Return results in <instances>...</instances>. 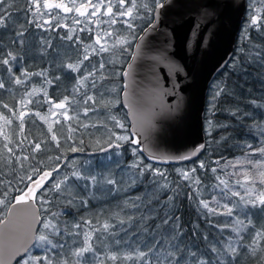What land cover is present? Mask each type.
<instances>
[{
	"label": "snow or ice",
	"instance_id": "snow-or-ice-1",
	"mask_svg": "<svg viewBox=\"0 0 264 264\" xmlns=\"http://www.w3.org/2000/svg\"><path fill=\"white\" fill-rule=\"evenodd\" d=\"M9 6V0H0V30H8L10 24L14 23L12 14L7 10ZM170 7V0H25V7L19 10L25 23L41 32L57 33L59 39L67 45L65 47L62 44L60 48L63 51L58 50L50 38L41 36L38 38L39 55H51L53 67L66 70L65 74L70 75L74 83L70 89H66L69 94L58 98L57 102L49 95L48 88L59 86L61 76L50 75L48 68L30 72L22 64L24 55L6 47L0 39V48L3 49L0 51V90H9V84L25 87L15 110L2 101L0 106L8 109L11 117L19 121L21 134L27 118L39 117L47 124L50 134L47 139L53 142L57 149L61 146V138L57 136L54 127L60 125L61 121L67 128V140H74V133L79 128H107L104 121L98 120L93 124L81 122V112L88 117L89 113L95 114L105 109L108 112L106 119L112 122L113 128L125 129L126 125L111 114V109L117 104L130 105L129 97L136 85L135 76L138 69L150 62L167 59L162 55H151L154 45L149 35L155 30L160 15H166V9ZM248 8V22L241 38L251 46L248 62H252L254 58L260 68L264 69V48L253 42L250 31L254 30L258 34L257 39H264V0H252ZM138 21L147 23L141 27ZM117 24L123 29L122 34L116 29ZM61 30L63 34H60ZM27 32L28 28L23 25H20L19 30L13 28L10 44L24 48ZM81 33L88 35L82 38ZM113 38L115 41L110 44ZM85 40L89 42L86 43ZM117 46L120 49L119 56L115 53ZM239 51L244 53L245 49L242 47ZM125 53L128 54L126 57ZM65 56L67 59H64ZM57 60L61 62L57 64ZM117 63L123 65L122 69L114 67ZM110 66L113 67L111 72ZM233 67L239 68L244 75H251L246 67L238 64L236 60L233 61ZM34 76L42 78L41 84L27 88L26 82L30 83ZM112 79L122 82L118 87L105 88L106 82ZM258 79L261 95L248 101L250 110L241 112L237 108L229 114L237 119L242 129L249 130L248 134L255 132L252 138L258 140L260 146L254 148L252 144L245 142L237 145L249 149L243 158H237L235 162L227 161L224 165H221L219 160L214 161L217 167L208 170L214 174L216 183L205 185L202 178L196 175L197 168L206 169L204 161H200L197 167L176 170L180 179L186 182L184 185H173L167 178L166 170L143 162L145 157L140 153L146 152L147 148L144 143L146 137L141 136V132L154 127L151 112L140 115L139 122L132 125L131 135H120L109 129L112 134L105 141L107 147L99 148V151L105 153L110 149L115 150L112 155L118 158L122 155L119 150L123 144L134 145L131 152L136 159L131 163L124 166L120 164L119 159L112 161L121 171L125 167L128 169L126 179L121 177L118 180L115 174L96 172L97 168L108 167L104 160L96 164L91 161L81 164L73 160L72 170L62 178H53V173L59 172L62 167L59 163L52 169L32 168L30 175L21 178L22 181H28L25 189H13L0 180V188L6 189L0 191V206L7 209V215L0 219V264H8L6 256L11 258L21 250L26 254L29 246L40 248L43 255L29 256L24 259L23 264H244L249 258L252 264H264V224L257 227L254 220L255 218L264 221V171L252 175L244 167L246 163L252 164L248 157L255 153L264 158V74H260ZM108 92L116 93L117 98H106ZM249 92L251 93V90ZM40 93L43 94V99H34ZM222 95L231 93L223 84H214L208 108L210 114L215 115L217 102ZM32 104L39 107L47 105L48 114L32 112L28 109V105ZM70 111L72 115H69ZM0 119H3L5 124L12 123L10 117L0 115ZM248 120L251 124L245 122ZM72 122H77L78 127H74ZM207 126L209 135L214 128L230 127L228 124H216L211 119L207 120ZM228 138L222 136L220 139L226 141ZM5 139L8 140L9 137L5 136ZM45 142L47 141H29L32 145V159H35V153L42 150L41 144ZM23 143L21 140L17 146ZM79 143L83 144V141ZM5 148L11 154L9 160L12 156H15L18 162L21 160L7 144ZM205 148L206 145L202 143L188 155L167 157L153 154L146 158L162 163H170L173 160L187 161L198 156ZM70 151L76 153L84 149L73 146ZM23 159L28 160L29 157L24 156ZM49 159L60 161L62 157ZM37 163L42 165L44 162ZM237 165H240L239 171L225 173L242 177L235 179L231 184L217 174L218 168H235ZM81 168L84 170L81 171ZM86 172L88 174H85ZM146 175L150 180L145 187L147 189L150 185L151 191L146 190L141 195L129 197L123 202L124 207L139 212L138 216L122 215L124 209L120 208L101 220L100 216L104 211L102 209L96 214L94 223L93 218L75 216L71 211L77 205L85 208L88 205V199L77 198L72 194V181L77 182L88 196H92V189L112 193L135 188L143 184ZM48 183H51V188L46 187ZM125 185L126 187H122ZM237 187L243 189V194L236 190ZM49 192L65 196L63 211L53 212L47 207L51 203L45 198ZM163 192L168 195L167 199L161 200L159 194ZM181 195L195 208L198 219L203 220L209 229L217 230L215 233L201 231L199 223L193 224L190 234L182 227L181 217L177 215L180 211L177 201ZM57 199L60 197L57 196ZM18 207L31 211L26 216L23 233L16 236L14 209ZM41 209L45 212L43 216ZM64 214L72 219L62 220L61 216ZM217 217L227 219L216 223L213 218ZM133 226L137 228L136 232L131 231ZM225 232L228 234L225 235ZM11 239L17 241L14 249L9 246Z\"/></svg>",
	"mask_w": 264,
	"mask_h": 264
},
{
	"label": "trees",
	"instance_id": "trees-1",
	"mask_svg": "<svg viewBox=\"0 0 264 264\" xmlns=\"http://www.w3.org/2000/svg\"><path fill=\"white\" fill-rule=\"evenodd\" d=\"M147 2V0H145ZM9 8L7 9L12 14V20L14 21L13 24H10L8 30H0V39L3 40V43L6 47L10 48L12 51L24 55V59L22 64L24 67H27L30 72H36L43 68L49 69L50 75H60L61 81L59 86H51L48 88L49 95L56 101L58 98H62L64 95H68L69 92L66 89H70L74 80L70 78V75H66V70H61L56 67H53L52 61L53 57L51 55L41 56L39 55V47H38V38L43 36L45 39H51L53 45L58 49L63 51L60 46L63 44L65 47L67 45L64 41L59 39V36L55 32H41L40 30L31 27L25 23V19L22 16V13L19 11L25 7V0H9ZM243 21H248V18L242 19L240 24L239 32L237 39L235 41V47L233 54L226 64V66L216 74L210 82L209 87L207 88L206 95H205V103H204V113H203V133L205 139L206 148L201 152V154L191 162L181 164L186 165L188 169L192 167H197L200 161H204L206 164V169L201 170L197 168L196 175L202 178V181L205 185L216 183L215 176L211 173L208 169L212 167H217L215 163L216 160L220 161L221 165H224L227 161L235 162L237 158H243L246 153L249 152L247 148H240L237 147L239 144H243L245 142L250 143L253 147H259L260 144L258 140L253 139L252 135H250L249 130L247 128L242 129L240 124L238 123L237 119L232 117L229 113L232 110L237 108L240 109L241 112H247L250 110L251 106L248 104V101L257 98L261 95V84L259 82L258 76L260 74H264V69L260 68L259 63L255 61L253 58L252 62H248L249 56L248 53L250 51V45L248 42L242 40V34L245 28V25H242ZM141 27L145 26L147 21H138ZM20 25H23L25 28H28V32L25 34V47L21 48L18 46H13L10 44L12 37V29L16 28L19 30ZM251 35L253 37V42L258 43L264 48V39H257V33L254 30H250ZM63 34V30L61 33ZM244 48L245 52L241 53L239 51L240 48ZM0 51H3L0 48ZM25 53H27L25 55ZM116 55H119V51L115 50ZM128 54L125 53L124 56L126 57ZM264 55V52H262ZM64 59H67L65 56ZM236 60L238 64L241 66L246 67L247 72L251 73V75H244L239 71V68L233 67V61ZM61 61L57 60L56 63L59 64ZM87 63V62H85ZM19 66H17L18 68ZM116 69H122L123 65L117 67L115 64L114 66ZM113 67H109V71H112ZM17 74L19 72L17 71ZM119 85L121 83L118 79H113ZM42 78L41 77H32L30 83L26 82V87L30 88L32 85L39 86L41 84ZM114 82L108 83L112 84ZM221 83L226 86L227 91L231 93V95H222L217 102L216 112L215 115L209 113V101L211 99V95L213 93V85ZM116 84V83H114ZM116 84V85H117ZM107 86V85H105ZM118 87V86H117ZM9 90H0V101L3 103H7L11 108L14 110L17 108V101L19 100L20 96L22 95L25 87L16 86V85H8ZM251 90V93L249 92ZM43 99V94L40 93L38 97L34 99ZM46 106H36L35 104L28 105V109L32 112L35 111H42ZM91 116L89 117L88 124L96 123L99 121H104L107 124V128L105 127H88L85 130V133L82 134L81 128H79L80 138L83 141V144H80V141H76L75 147H82L84 151L73 153L70 151L68 145L63 144L61 142V146L59 149L55 148L54 143L48 140L47 138L50 134L47 131V126L39 121L35 116H30L25 120L24 123V131L21 134L19 128V121L16 120L14 117H11V113L8 109H4L0 106V115L5 117H10L12 119L11 124H5L3 119H0V180H3L5 184L9 185L11 188H19L25 189V185L28 182L26 179L21 180L22 177H26L27 175L31 174V169L34 167H40L43 169H51L53 166L55 167L58 163L62 165L60 170H64L65 174L69 173L72 168H69L67 162L71 158H76V161L83 164L86 161H91L93 164L104 160V163L108 165L107 168L100 169L97 168L95 171L100 172L103 171L106 175L115 174L116 178L119 180L121 177L127 178L128 169L125 167L123 171L117 168L116 164L112 161L119 159L120 164L126 166L127 164L131 163L136 158L132 155L130 144H123V147L119 150L122 155L118 158L113 156L112 153L113 149H110L108 153L99 151L100 147H107L105 141H107L108 137L111 135L109 129L112 128V122L106 119L108 112L105 109L99 110L97 113H89ZM111 114L115 116H119L125 121L124 113L119 104L115 105L111 109ZM92 117V118H91ZM91 118V120H90ZM213 120L216 124H228L230 125L227 129H219L214 128L211 132V135L208 134L206 131L207 129V120ZM83 122V121H81ZM126 122V121H125ZM247 124H251V121H245ZM84 123V122H83ZM78 126V125H77ZM99 131L100 139H96L93 135V130L96 129ZM54 131L56 129L54 128ZM5 136H8L9 139L6 140ZM58 136V135H57ZM222 136H228L229 138L224 141L220 138ZM27 137V139H25ZM93 139V140H91ZM23 140L24 143L21 146H17L20 144V141ZM29 141L41 142L47 141L41 144L42 150L35 153V159H32V152L31 147L32 145L29 144ZM97 141L100 143L98 144ZM219 141V143H217ZM5 144H7L8 148H12L15 152L16 156H20L21 160L18 162L15 159V156L9 160L11 154L5 148ZM134 146V145H131ZM28 156V160H24L23 157ZM61 156L62 159L57 161L55 159L50 160L49 157H56ZM105 157H109V159H105ZM252 161V164H245L244 167L248 169L250 174L256 175L259 171H264V167L260 165H264V158L261 157L259 153H255L248 157ZM43 161L42 165H39L37 162ZM146 164V160H143ZM21 163L23 167H21ZM151 163V162H148ZM153 164V167L159 168L161 170H166L167 178L169 181L173 183V185L181 184L184 185L186 182L182 181L178 175L172 168L175 165L170 164ZM180 165V164H178ZM253 165H258L257 167H253ZM159 166V167H158ZM240 169V165H237L235 168L229 166L227 168H218L217 174L223 176L224 179H227L231 184L235 179H242L239 176H229L225 175V173H232L237 172ZM84 169L81 168V171ZM57 174V172L53 173V176ZM64 174V175H65ZM85 174H88L87 172ZM63 175V176H64ZM150 180L149 176H145L143 178V184L138 185L135 188H129L127 191L121 190L119 192H112L107 193L104 191H99L96 189H92L93 195L88 196V194L78 186V183L72 181L74 185L72 189V194L77 198L83 197L88 199L87 207H82L77 205L76 208L71 209V211L75 214V216H83L85 218H93V222L95 223L96 214L101 212L103 209L104 211L101 213L100 219L103 220L106 218L112 211H119L120 208H123L122 215H140L139 212H136L134 209H129L124 207L123 202L128 199L129 197H136L141 195L146 190L151 191V186L149 185L146 189L145 185H148ZM83 183V182H79ZM122 187H126L122 186ZM6 190L5 188H0V191ZM236 190L240 191L243 194V189L236 188ZM13 195L15 193H12ZM167 192H163L159 194L161 200L167 199ZM57 196L60 199H57ZM51 203L47 206L50 208L51 211H63L65 196L55 192H49L46 196ZM180 211L177 213L181 217L180 223L182 227L190 234L193 224L199 223L201 231H209L215 233L217 230L209 229L208 226L203 222V220L198 219L197 212L193 206L190 205V202L187 201L183 195H181L180 199L177 201ZM1 212V209H0ZM42 216L45 215L44 209L42 210ZM1 218V215H0ZM61 219L64 221H70L72 217L67 214L61 216ZM214 222L221 223L219 217L213 218ZM115 223V221H112ZM132 232H136L137 228L133 226L131 228ZM123 235V233H121ZM203 246V245H202ZM131 264V262H129ZM244 264H252L251 259L244 261Z\"/></svg>",
	"mask_w": 264,
	"mask_h": 264
},
{
	"label": "water",
	"instance_id": "water-1",
	"mask_svg": "<svg viewBox=\"0 0 264 264\" xmlns=\"http://www.w3.org/2000/svg\"><path fill=\"white\" fill-rule=\"evenodd\" d=\"M170 4L167 14L160 15L155 30L149 35L154 45L151 55H162L167 59L150 62L138 69L136 85L129 97L130 105H119L129 135L142 113L152 114L154 127L141 132V136L146 137L147 151L140 153L144 160L178 165L195 160L201 153L191 160L170 163L151 161L146 157L153 154L188 155L198 145L205 144L202 118L206 91L233 54L244 17L245 0H170ZM30 211L24 207L14 209L17 227L14 235L23 233ZM6 215L5 208L0 219ZM16 244L15 239L9 240L11 248L14 249ZM24 255L21 250L6 259L8 264H16Z\"/></svg>",
	"mask_w": 264,
	"mask_h": 264
},
{
	"label": "rangeland",
	"instance_id": "rangeland-1",
	"mask_svg": "<svg viewBox=\"0 0 264 264\" xmlns=\"http://www.w3.org/2000/svg\"><path fill=\"white\" fill-rule=\"evenodd\" d=\"M251 2H252V0H245V12H244V18H248V11H249V8H248V5H250L251 4ZM62 15H63V13H62ZM248 21H243V23H242V25H244V24H246ZM116 29L117 30H119L120 32H121V34L123 33V29L121 28V26L119 25V24H117L116 26ZM88 34L87 33H81V37L82 38H84L85 36H87ZM114 41H115V38H113V40L112 41H110V44L111 43H114ZM85 42L86 43H88L89 41H87V40H85ZM115 50H118L119 52H120V49H119V46H117V48L115 49ZM117 56H119V55H117ZM117 65V67H119L120 65H122V64H120V63H117L116 64ZM111 72V71H110ZM111 82H114V83H116L117 84V82L115 81V80H110V81H108V82H106V84L105 85H107V86H105V88H107V89H111V88H113L114 86H118V84L116 85V84H114V83H112V84H108V83H111ZM107 97H111V98H113V99H115V98H117L116 97V93H112V92H108V93H106V98ZM58 102V101H57ZM46 107L44 108V110H42L40 113H41V115H47L48 114V106L47 105H45ZM81 107H83V105H81ZM59 114V113H58ZM69 115H72V112L70 111L69 112ZM115 115V114H114ZM91 115L89 114L88 115V117H85L83 114H82V112L80 113V121H83L84 123H88V119H89V117H90ZM125 125H126V128L125 129H116V128H113V126H112V128L114 129V131L117 133V134H120V135H129L128 134V128H127V124H126V122L125 121H123L122 120V118H120L119 116H117ZM39 121H41L42 123H44L46 126H47V124L44 122V121H42V120H40L39 119V117H36ZM92 118V117H91ZM91 118H90V120H91ZM50 119H52V117H50ZM109 122V121H108ZM73 123V125H74V127H78L77 125V122H72ZM112 124V123H111ZM113 125V124H112ZM55 129H56V133H57V135H58V137L59 138H61V142L63 141V144H66V145H68L69 147H73V146H77L76 145V141H82L81 140V138H80V134H79V130L80 129H78V131L77 132H75L74 133V140H67L65 137H66V135H67V128H66V126L64 125V122L63 121H61V124L60 125H56L55 127H54ZM81 130H82V134L83 133H85V128H81ZM112 134V133H111ZM93 135H94V137L96 138V139H100L98 136H100V133H99V131L97 130V128L96 129H94L93 130ZM91 140H93V139H91ZM130 147L132 148V147H134V146H131L130 145ZM73 160H76V158H71L68 162H67V165L66 166H68L69 168H72V161ZM146 164H148V162H146ZM56 167V166H55ZM54 166H53V168H55ZM159 167V166H158ZM160 168V167H159ZM52 169V168H51ZM176 173H177V169H184V170H187L188 169V167L186 166V165H175V166H173V168H172ZM65 174V171L64 170H60L59 172H57V174H55L54 176H53V178H62L63 177V175ZM35 178V177H34ZM51 183H48V184H46V187H48V188H51ZM48 194V193H47ZM46 194V195H47ZM0 209H1V212H0V215H1V217L3 216V214H4V211H5V208L3 207V206H0ZM42 210L43 209H41L40 210V212H42ZM41 215H42V213H41ZM219 219H220V221H221V223L223 222V221H225L227 218L226 217H219ZM254 220H255V223H256V226L257 227H260V226H262V224H264V221H262V220H257V219H255L254 218ZM39 227V226H38ZM228 233L227 232H225V235H227ZM39 255H43V251L40 249V248H37V247H35V246H31L30 247V249L28 250V252L16 263V264H23V261H24V259H27L29 256H39ZM130 264V263H129Z\"/></svg>",
	"mask_w": 264,
	"mask_h": 264
},
{
	"label": "flooded vegetation",
	"instance_id": "flooded-vegetation-1",
	"mask_svg": "<svg viewBox=\"0 0 264 264\" xmlns=\"http://www.w3.org/2000/svg\"><path fill=\"white\" fill-rule=\"evenodd\" d=\"M19 261V260H18Z\"/></svg>",
	"mask_w": 264,
	"mask_h": 264
}]
</instances>
